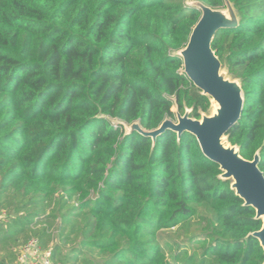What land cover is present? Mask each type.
I'll use <instances>...</instances> for the list:
<instances>
[{"label":"trees","instance_id":"16d2710c","mask_svg":"<svg viewBox=\"0 0 264 264\" xmlns=\"http://www.w3.org/2000/svg\"><path fill=\"white\" fill-rule=\"evenodd\" d=\"M223 8L224 0H200ZM212 43L241 80L228 140L264 172V0ZM187 0H0V264L36 238L60 264H264L256 210L197 138L160 126L211 107L176 53Z\"/></svg>","mask_w":264,"mask_h":264},{"label":"water","instance_id":"95a60500","mask_svg":"<svg viewBox=\"0 0 264 264\" xmlns=\"http://www.w3.org/2000/svg\"><path fill=\"white\" fill-rule=\"evenodd\" d=\"M187 3L198 8L202 15L187 45L176 53L183 59L187 77L202 94L210 97L213 110L210 114L201 112L202 116L196 118L191 116L193 108L186 107L184 113L177 110L176 118L168 117L152 130L144 129L139 121L130 125L125 123L126 133L139 132L152 138L154 144L166 130L176 132L178 139L184 132L193 134L202 153L219 164L222 170L220 178L232 180L231 188L245 205L255 208L256 218L262 219L261 229L251 235L260 241L264 249V172L259 167L260 151L252 160L246 159L241 155L239 146L228 140V131L242 116L245 93L241 80L229 75L212 47L216 34L222 29L239 26L240 17L231 0H224L223 8L210 7L200 0H187Z\"/></svg>","mask_w":264,"mask_h":264},{"label":"built area","instance_id":"2783aa9c","mask_svg":"<svg viewBox=\"0 0 264 264\" xmlns=\"http://www.w3.org/2000/svg\"><path fill=\"white\" fill-rule=\"evenodd\" d=\"M17 264H60L52 259L50 249H42L38 240L32 238L20 248Z\"/></svg>","mask_w":264,"mask_h":264},{"label":"rangeland","instance_id":"374dc122","mask_svg":"<svg viewBox=\"0 0 264 264\" xmlns=\"http://www.w3.org/2000/svg\"><path fill=\"white\" fill-rule=\"evenodd\" d=\"M226 69V68H225ZM231 77H233L231 74H229ZM173 110L175 111V112H177V107L176 106H174L173 107ZM212 110H213V106H211V109L209 110V112H206L207 114H210L211 112H212Z\"/></svg>","mask_w":264,"mask_h":264}]
</instances>
